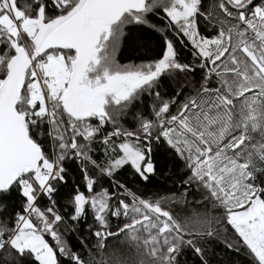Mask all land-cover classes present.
<instances>
[{
	"label": "snow or ice",
	"instance_id": "snow-or-ice-1",
	"mask_svg": "<svg viewBox=\"0 0 264 264\" xmlns=\"http://www.w3.org/2000/svg\"><path fill=\"white\" fill-rule=\"evenodd\" d=\"M0 264H264V0H0Z\"/></svg>",
	"mask_w": 264,
	"mask_h": 264
}]
</instances>
